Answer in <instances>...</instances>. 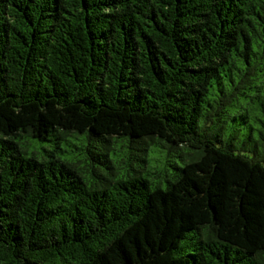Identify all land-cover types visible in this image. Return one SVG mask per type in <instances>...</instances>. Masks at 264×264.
Here are the masks:
<instances>
[{"label": "trees", "instance_id": "obj_1", "mask_svg": "<svg viewBox=\"0 0 264 264\" xmlns=\"http://www.w3.org/2000/svg\"><path fill=\"white\" fill-rule=\"evenodd\" d=\"M0 264H264V0H0Z\"/></svg>", "mask_w": 264, "mask_h": 264}]
</instances>
